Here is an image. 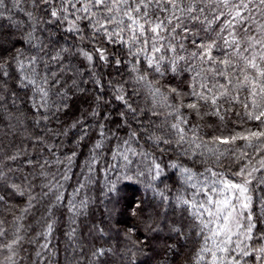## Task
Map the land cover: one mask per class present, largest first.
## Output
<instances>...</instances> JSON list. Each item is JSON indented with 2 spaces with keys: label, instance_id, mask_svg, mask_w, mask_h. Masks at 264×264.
<instances>
[{
  "label": "trees",
  "instance_id": "1",
  "mask_svg": "<svg viewBox=\"0 0 264 264\" xmlns=\"http://www.w3.org/2000/svg\"><path fill=\"white\" fill-rule=\"evenodd\" d=\"M72 2L79 9L86 0ZM5 3L11 11L10 18H0V63L8 61L2 70L7 90L0 92V262L213 264L212 252L226 257L217 247L225 246L223 234L213 236L223 227L212 212L221 182H235L241 167L264 155V137L232 142L264 132V117L253 118L264 110V6L253 0L247 23L236 22L230 37L221 29L234 10L216 2L223 16L207 31L193 21L188 33H162L158 44L176 51L161 47L154 54L151 44L133 42L127 32L126 42H110L70 5L68 13L59 12V18L68 15L59 24L50 12L60 0ZM192 40H215L214 62L193 55L200 49ZM86 48L103 49L107 62L94 51L91 70L79 53ZM17 51L23 70L11 59ZM45 100L49 106H42ZM54 102L67 107L53 114ZM262 176L264 171L256 178ZM255 184L253 247L264 235V191Z\"/></svg>",
  "mask_w": 264,
  "mask_h": 264
},
{
  "label": "snow or ice",
  "instance_id": "2",
  "mask_svg": "<svg viewBox=\"0 0 264 264\" xmlns=\"http://www.w3.org/2000/svg\"><path fill=\"white\" fill-rule=\"evenodd\" d=\"M11 2L13 7H18L21 0H11ZM53 2L54 0H32L33 5H38L39 3L51 5ZM216 2H218L221 6H227L234 10V15L231 12L229 13L231 19H227L225 17L226 24L221 29V32H227L228 36L231 37L233 36V32L230 31V29L235 27L236 22H241L242 24L247 23L245 20V10L249 9L253 0H209V4H204V0H200V4L195 6L194 3H189L188 0H86V3H81V7L79 9H76V4L73 3L72 0H60L59 9L52 8L50 15L59 19V12L68 13L69 8L66 7V5H70L71 9L74 10L73 15L75 14V11L83 12L85 14L84 18L89 19L90 23L94 24L96 32H103L110 42L114 43L116 38H119L122 43L126 42L124 33L127 32L131 34L133 42L139 40L145 45L151 44L150 50L155 54L161 51V47H165L166 51H176V49L172 47L170 43L167 45L158 44L159 41L164 39L162 33L167 32L169 35H171L177 31V28H180V30L184 33H188L191 30L187 27V23L193 21L200 22L201 24L205 25L202 30L207 31V26H210L214 21L220 20L223 16V11L215 10ZM258 4L260 6H264V0H258ZM94 9H99L103 14L101 16H96L93 12ZM10 11L11 10L6 6L5 0H0V18L5 17L6 15H8L10 18ZM63 19L67 20L68 15H64ZM77 19H79V17H77ZM110 25H115V27H110ZM146 35H148V39H144ZM219 38L222 39L226 45L231 44L234 47V50L238 47L235 39L229 41V39L224 36H220ZM191 43L195 44L197 48L200 49L198 53H194L193 55H199L202 59H206L209 62H214L211 56V50L216 45L215 40H212L211 43L192 40ZM181 47L183 46L181 45ZM95 51L99 53L100 60L107 62L108 57L105 55L103 49L97 48ZM83 55H85L89 61L92 60V55L89 53L83 52ZM52 58L57 59L55 56ZM11 59L20 66L21 70L24 69V63L20 58L19 51H17V53L12 56ZM161 59H163V56L156 57L157 61ZM114 61L117 66L121 64L120 59L114 58ZM6 63H8V61L0 63V92L7 90L6 84L3 82V77H6L8 73L7 71H2ZM32 63H34V58L32 61H30V64ZM151 63L152 61L150 60V66ZM220 63L223 64L227 62L221 60ZM249 64L253 68L257 67L255 63V57H252L249 60ZM158 70L159 69L157 68V71ZM259 71L260 75H264V70ZM24 79L29 83H35V81L31 80L27 75L24 76ZM141 79H143V77H141ZM244 79L247 80L248 78L245 77ZM41 91L46 97L47 92L43 91V89H41ZM261 91L264 92V87L261 88ZM117 92L118 94L116 98L123 101L125 99L124 95L119 94V90H117ZM256 94L257 93H252L253 96ZM201 98L205 99L206 101L211 99V103H216V98L214 96L209 98L201 95ZM2 99L3 97L0 96V100ZM97 99L100 98L97 97ZM42 106H49L48 101L45 100ZM195 106V104L190 105V107ZM53 107V114H55V112H59L62 110V108L67 107V105L63 103L56 104L54 102ZM245 107L248 108L249 105L246 104ZM127 108L133 114V116L136 115V109L132 108L131 104H127ZM93 113L95 114V110H93ZM124 115V113H121V117ZM262 117H264V110L260 111L259 114L255 115L253 118L256 120H261ZM74 126L75 125H73V127ZM172 127L179 131L178 125L173 124ZM101 135H103V133H101ZM261 137H264V132H251L247 136L232 137V142H234L237 138L250 140V138L259 139ZM164 142L167 143V141ZM220 142L229 143L230 141L223 139L220 140ZM97 147H99V144H97ZM9 159L15 160L16 157L11 156ZM261 165L264 167V161H261ZM157 168H159V165H157ZM259 170L260 169L253 168L251 171H246V169L242 167L239 172L236 173L237 175L243 177L242 183H232L230 181L221 182L223 184L221 191L224 193V198L215 201V205L217 207V212L215 215L220 216L223 214V220L230 222L232 213L236 211L235 206L232 204L231 196L229 195L233 192L239 194L237 197L238 199L241 197L243 198L241 203L242 208L248 209L250 207L252 196L249 194V185L252 184L253 179H256V184L254 187L264 191V187H262L264 186V176L261 178H256L253 176V173ZM4 176L5 174L0 171V178H4ZM57 199H59V197H57ZM0 200H3V197H0ZM208 202L213 203L212 200H209ZM262 202H264V198H262ZM185 203H187V201H185ZM136 207H139V205ZM200 207H203V205ZM209 212L210 214H213L210 210ZM246 219L249 222L247 224L246 231L250 233L251 229L255 227V225L251 223L253 219L251 214H249ZM48 227L51 228V225ZM73 231L75 230L73 229ZM230 231L231 229L228 227V223H224L222 228H219L213 233L214 237L220 234H224L228 237L225 241L224 247H220L219 245L217 246L219 252H228L226 245L231 242V237L228 235ZM0 235H3V233L0 232ZM245 238L251 239V236H246ZM17 242L18 241H13V243ZM11 246L12 245H4V247L7 248H10ZM236 247L239 248L240 246L236 245ZM93 255H96V253H93ZM211 255L213 257V264H217L218 260H227L228 264H240L238 257L247 256H253L258 264H264V247L252 248L249 250L247 246H245L237 253L236 256H233L231 253H229L228 256L223 258L218 257L215 252H212ZM0 264H2V262H0Z\"/></svg>",
  "mask_w": 264,
  "mask_h": 264
},
{
  "label": "rangeland",
  "instance_id": "3",
  "mask_svg": "<svg viewBox=\"0 0 264 264\" xmlns=\"http://www.w3.org/2000/svg\"><path fill=\"white\" fill-rule=\"evenodd\" d=\"M84 1V0H83ZM63 18H59L58 22L59 24L63 23ZM66 23V20H64ZM64 23V24H65ZM63 24V25H64ZM95 50H90V49H82L79 53L80 56L83 58L84 62H86V64L88 65V67L91 70H94V64L95 61L97 60V53L94 52ZM83 52H87L90 55H92V60L89 61L87 59V57L85 55H83ZM261 161H264V155L261 156L259 159H257L255 162H253L250 165H245L243 166V168L246 169V171H251L253 168L256 169H260L259 171H256L253 173V176L256 177L258 175L259 172L264 171V167H262L261 165ZM242 168V167H241ZM239 172V171H238ZM236 181L232 182V183H242L243 182V177L236 175ZM254 184V179L252 181V184L249 185V194L250 193V189L252 187V185ZM223 192V191H222ZM231 196V200H232V204L235 206L236 211L232 213V218L230 220V222L224 221L223 220V214H221L220 216H217V221H219L218 219H220L222 225H224V223H228V227L231 229V231L228 233V235H230L231 237V242L228 243L226 246L228 248V253L227 256L229 255V253H231V255L236 256L237 253L243 249L245 246H247V248L249 250H251L252 248H260V247H264V235L261 234V237H259L258 239H256L258 243H256V246H250V242L251 240L254 238L253 236V228L251 229V232L248 233L246 231L247 228V224L249 223L246 219V217L251 214L252 216V221L251 223L254 224V217H253V212H252V201H253V196H252V200H251V204L250 207L248 209H244L241 207V203L243 198H237L238 197V193H230L229 194ZM224 198V193H222V197L220 198L223 199ZM216 209H214L212 212L215 214L217 212V207L215 206ZM240 225V226H238ZM246 236H251V239H246ZM227 236L223 234V239L226 241L227 240ZM255 239V238H254ZM236 245H239L240 247L237 248ZM240 264H258V262L253 258V256H247V257H238Z\"/></svg>",
  "mask_w": 264,
  "mask_h": 264
}]
</instances>
